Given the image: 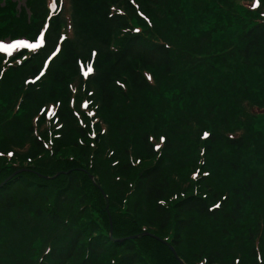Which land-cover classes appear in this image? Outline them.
Segmentation results:
<instances>
[{"label": "trees", "instance_id": "obj_1", "mask_svg": "<svg viewBox=\"0 0 264 264\" xmlns=\"http://www.w3.org/2000/svg\"><path fill=\"white\" fill-rule=\"evenodd\" d=\"M168 1L37 0L30 4L27 21L24 17L17 18L12 0H0V37L16 38L23 33L33 40L41 32L45 35L44 46L34 54L18 51L14 59L0 54V81L10 80L16 74L25 77V83L11 85L13 90L17 87L13 96L6 92L0 96V130H12L18 118L26 120L22 137H4L0 142V264H181L179 259L184 264H264V205L256 206L257 198L250 202L261 221L256 219L247 228V246L242 253L226 255L225 251L212 247L210 252L203 253L183 250L185 235L196 222L218 223L223 235L246 212L244 202L231 204L230 197L218 188L220 170L210 169L207 155L212 154L216 145L236 153L248 149L244 135L246 130L251 131L248 123L254 122L250 110L255 103L242 93L241 100L233 102L231 115L242 113L235 122L245 129L228 132L208 129L209 122L224 116L220 112L216 116L207 105L196 102L202 85L191 83L184 87L188 96L185 100L178 96L181 91L165 89L157 93L153 89L157 84L151 85L145 75L146 71L160 73L163 80H171L177 75L192 74L202 63L220 69L227 67L231 58L264 55V0H208L204 11L210 13L207 28L190 33L186 23L183 32L189 36L179 35L176 40H170L159 25L168 15ZM132 2L154 16L145 21L135 14ZM240 12L247 24L237 41L217 42L211 35L222 29L220 24L229 26L236 21ZM60 34L65 39L39 76L42 59L58 44ZM83 39L99 49L92 58L91 49L81 55L80 48L86 50ZM81 60L90 61L93 67L86 79L78 75ZM74 77L78 78V88L85 97L89 96L87 86H92L99 110L108 122L115 106L121 103L131 106L134 102L132 109L140 115L128 116L132 129L152 120L164 128L158 134L163 139L156 144L152 137L156 133L151 129L145 128L138 137H125L126 141L139 138V153L135 152L133 142L125 143L123 152L128 151L130 157L120 161V173L113 180L116 190H110L96 172L99 164L108 168L116 165H112L116 162L112 127L103 135L101 125H96L91 138L89 127L78 123L76 109L65 103H60L57 112L61 130L47 124L45 114L37 113L40 106L62 97L58 91L64 90L66 98ZM156 78L162 82L157 75ZM167 101L174 107L173 118L158 116L159 109L168 110ZM261 107L264 105L256 106ZM31 110L35 112L30 116ZM44 121L48 129L39 136L36 124ZM181 127L180 137L184 141L189 139L190 145L193 141L199 143L197 158L193 165H178L172 170V133ZM67 128L70 133L65 131ZM203 130L208 133L201 136ZM235 131L240 134L232 135ZM105 137H110L109 146L104 144ZM45 141L53 142L52 149L44 147ZM229 167L232 172L238 171L232 162ZM192 171L197 173L194 180L189 178ZM258 179V173L251 171L244 181L235 184L232 196L240 195L248 201L255 193ZM25 207L32 210L36 219L45 218L52 231L46 240L40 234L32 235L38 241L45 240L42 250L40 244H32L17 252L16 248L21 246L16 247L13 241L14 231H8V236L4 230V219L11 220L12 212ZM12 230H16L15 225ZM19 235L25 236L24 232Z\"/></svg>", "mask_w": 264, "mask_h": 264}, {"label": "rangeland", "instance_id": "obj_2", "mask_svg": "<svg viewBox=\"0 0 264 264\" xmlns=\"http://www.w3.org/2000/svg\"><path fill=\"white\" fill-rule=\"evenodd\" d=\"M15 3L16 9V16L17 18H27L30 16V4H34L37 0H12ZM40 1V0H38ZM208 0H169L166 6L168 10L167 17L159 23L162 25L161 30L167 35L170 40H176L180 35L181 38L188 37L183 30L184 27L188 24L190 26V33H196L200 29H206L208 24V18L210 17L209 12H204L208 8ZM136 6L135 14H139L141 18L145 21H149V18H152L154 15H151L148 12H145L136 2H132ZM243 6V1L240 2ZM26 16H25V14ZM131 16V14H128ZM137 16V15H136ZM239 16L236 21L232 22L229 26H225L223 23L219 25L222 28L220 31H216L211 36L213 38H217V42H235L243 29V26L247 24V20L245 15L242 12L239 13ZM178 17L180 20L178 21ZM26 21V22H27ZM187 23V24H186ZM136 26V25H135ZM141 27V26H140ZM21 35V34H20ZM24 35L22 33L21 36L17 40H25ZM13 36L3 35L0 37V43H11L13 40L16 39ZM82 43L84 44L85 48L81 49V55L83 56L85 52L90 51V58H92L96 50H99L95 45H93L90 41L83 39ZM237 43V42H236ZM227 44V43H226ZM29 47V46H28ZM54 47L52 48V50ZM4 51L3 48L0 49ZM18 45L14 46L8 51L1 53L2 56L8 59H14L17 57L18 54ZM39 50V49H38ZM37 50V51H38ZM52 50L42 59L41 65L47 67L50 65V60L54 58V56L49 59ZM34 51V52H33ZM36 49H31L27 53L34 54L37 52ZM87 57V54H86ZM49 59V62L47 61ZM89 61V60H88ZM83 67L87 66V69L82 70L81 67L78 68V75L81 76L82 79H86L87 76H90L93 72V68L90 67L91 62L81 60ZM201 65V64H200ZM46 67V68H47ZM145 75L151 81V85H156L153 88L157 93L163 92L165 89H170L171 92L181 91L178 95L185 100H188L187 90L183 91V88L188 86L191 83H199L202 85L201 92L197 95L196 102H199L200 106L207 105V107L213 112V114L218 116V112L221 113V116H224V119L221 117H217L216 119L209 122L208 129H215L219 131L226 130L231 131L236 128H244L235 122V119L242 115V113H238L236 116L235 114L232 116V105L235 99L241 100L242 96L240 93L246 96V99H249L253 104L254 108L250 110L254 114V122L249 121V125L251 126V131L246 130L245 132V143H248V149L244 152L236 153L231 151L223 146L216 145L213 147L212 154L207 155V164L209 165L210 169H217L220 170L219 176L217 177L218 180V188H220L223 194H227L230 197V203L233 204L236 201L244 202L243 203V210L246 212H242L236 222L234 227L228 229L226 234L220 233V224H213V223H205L198 221L195 223L191 231H188L185 235V242H184V251L185 252H195L198 251L199 253H203L205 251H211L213 249H219L221 251H225L226 255L232 254L233 252L242 253L246 246H247V238H246V230L249 226H252L256 219L261 221V217L257 211L253 209L254 204L250 202L254 198H257L255 201L256 206L261 208L264 205V107L256 108L257 105H264V55L258 58H231L228 62L227 67L223 68H209L206 64L198 66L192 74H183L180 76H175L171 80H163V76L160 73L156 75L162 82L156 78V75L151 72H145ZM31 79H26V81H30ZM203 80L206 82L203 83ZM72 83L70 86V90L65 98L66 92L64 90L58 91V95L62 96L59 97L55 103H48L39 107L37 113L41 115L42 113L45 114V119L48 121L47 124L52 123L55 125L58 130H61V125L59 118L57 117V112L60 109L61 104L65 103L76 109L74 113H76V118L79 124L85 125L89 127V133L91 138L94 136V128L96 125H101L100 127V134H105L107 129L112 127V130L115 133L114 147H113V155L114 160L116 161L112 165L116 164L113 168L105 167L102 164H99L96 167V172L98 179L102 181L110 190H116L118 187L114 183V178L118 172L120 173V161L123 160L124 157L129 159V153L123 149L125 147V143L133 142L134 150L138 154L139 147L138 141L135 140H125V137L131 138L133 135L138 137L139 134L143 132L146 128L148 130H152L156 133L153 135V143L156 144L157 142L163 139V136L158 135L164 130L163 126L160 123H155L154 120L149 122L147 125L139 123L137 129H132V127L128 124V116L129 118H133V116H138L140 114H136L134 107V102L131 106L125 104H119V106H115L113 111L110 112L111 122L102 115L101 110H99V106L97 103V96L92 89L91 85H88L87 88L89 96L85 97L83 92L78 87V78H72ZM22 82L25 83V77L23 78L22 75L16 74L12 76V78L7 80L5 78L3 81H0V96L4 95L5 92L10 97L16 92L17 87L13 90L14 85H20ZM207 87L204 88V86ZM246 88V89H245ZM254 100L251 99V95ZM2 97V96H1ZM137 95L135 96V98ZM170 98V97H169ZM97 100V101H96ZM238 104V103H237ZM168 107V110L159 109L157 111L159 115H167L169 118H173L174 111L172 103L167 101L165 104ZM36 109V108H35ZM35 112V110L30 111V116ZM80 112V113H79ZM234 113V112H233ZM35 122V116H33ZM106 119L108 122L107 124L104 123L103 119ZM19 119V118H18ZM15 120L13 124L12 130H0V142L4 141V137H12L17 136L19 139L22 133V127L24 126L26 120ZM21 121V123H20ZM47 124L45 121L43 124H36L38 127L37 130L41 133L37 134L39 136H43L42 132H44L47 128ZM44 128V129H43ZM142 129V130H141ZM181 129H175V134L172 133L173 137L172 144H173V167L172 170L175 169L178 165L187 164L188 166L193 165L195 159L197 158V149L199 146L198 142L193 141L190 145V140L184 141L183 138L180 137ZM207 129V130H208ZM207 130L201 131V136H204L208 133ZM66 132L70 133L69 128L65 130ZM64 132V135L65 133ZM240 132H234L232 135H239ZM13 135V136H12ZM228 135V134H227ZM22 137V136H21ZM25 135L23 136V141L25 142ZM105 146H109L111 144L110 137L103 138ZM22 141V142H23ZM21 142V143H22ZM104 144L100 145V148H104ZM53 142L45 141L44 147L46 149H52ZM189 146V147H188ZM95 147V144L93 148ZM202 148V147H201ZM199 150V153L201 151ZM138 150V152H137ZM115 152V154H114ZM200 158V155H199ZM234 163L238 166L237 172H232L231 168L229 167L230 163ZM212 164V165H211ZM171 170V171H172ZM256 171L259 175L258 182L255 184V193L252 195L251 199L248 201L244 200L240 195L232 196V189L235 187V184L238 182L244 181L248 174L251 171ZM189 172V169H188ZM187 172V173H188ZM185 173V177L187 176ZM189 178L194 180L197 178V173L194 171L189 173ZM9 179V178H7ZM172 185V184H171ZM175 187V183H173ZM172 186V188H173ZM69 201L71 202L72 199L70 198ZM33 209V206H31ZM29 207L19 208L15 212L11 213V220L4 219V230L10 236L11 233L14 231L15 233V245L16 247L21 246V248H16L17 252L21 250L28 249L29 246H33L32 244H40L39 249L42 250L43 243L45 242L46 238L52 232L49 231V224L45 218L41 217L40 219H36ZM12 225L16 226V230H12ZM222 227V226H221ZM60 231V229H59ZM25 234V236L19 235L20 233ZM62 233V232H60ZM42 235L45 240H37L36 238L32 237ZM229 239L231 241V246H229ZM26 249V250H27ZM39 252V250H38ZM183 262V261H182Z\"/></svg>", "mask_w": 264, "mask_h": 264}, {"label": "snow or ice", "instance_id": "obj_3", "mask_svg": "<svg viewBox=\"0 0 264 264\" xmlns=\"http://www.w3.org/2000/svg\"><path fill=\"white\" fill-rule=\"evenodd\" d=\"M255 6V5H253ZM38 42H39V38H38ZM26 42L23 40H13L11 43H0V48H3L4 51H8L11 48H13L14 46L17 45H21V44H25ZM29 47H34L35 45H28ZM53 55H55V53H53ZM89 71H91V69H89ZM9 155H11V153H9Z\"/></svg>", "mask_w": 264, "mask_h": 264}]
</instances>
